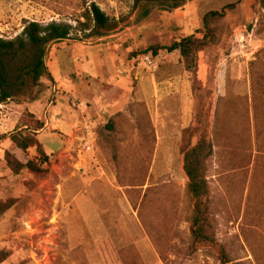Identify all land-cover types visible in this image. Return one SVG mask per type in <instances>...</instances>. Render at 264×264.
Returning a JSON list of instances; mask_svg holds the SVG:
<instances>
[{
  "label": "rangeland",
  "instance_id": "obj_1",
  "mask_svg": "<svg viewBox=\"0 0 264 264\" xmlns=\"http://www.w3.org/2000/svg\"><path fill=\"white\" fill-rule=\"evenodd\" d=\"M91 4L109 18L105 29L81 26ZM222 11L194 62L179 52L133 57L202 39L204 17ZM26 22L66 24L73 33L47 47L49 76L37 86L15 82L34 47L3 61L11 98L0 104V135L41 115L48 174L14 177L0 154L8 171L0 203L15 201L0 217V253L8 255L0 264H222V252L228 264H264V0H0V39L14 40ZM105 54L116 71L102 84L93 58ZM68 58L82 72L65 97L56 85ZM116 72L134 90L141 79L149 106L130 103L112 119L114 133L100 135L110 119L100 122L93 98L100 85L111 100L120 96L110 90ZM56 106L68 129L46 114ZM200 140L212 149L207 242L193 237L183 172V153Z\"/></svg>",
  "mask_w": 264,
  "mask_h": 264
},
{
  "label": "trees",
  "instance_id": "obj_2",
  "mask_svg": "<svg viewBox=\"0 0 264 264\" xmlns=\"http://www.w3.org/2000/svg\"><path fill=\"white\" fill-rule=\"evenodd\" d=\"M165 2L167 3L169 0H165ZM224 16L225 12L222 11L211 12L204 17L203 28L206 31V35L202 39L188 37L179 42H174L168 47H148L146 50L136 53L133 57L136 58L138 56L147 55L156 57L161 51L167 53L179 52L180 57L184 61H190L192 63L196 60L198 53L211 44L208 42V37L211 34L209 20L216 18L222 19ZM109 22V18L105 16L96 5L91 4L85 23L81 26L85 28V31L89 30V27H87L89 23L92 24L93 28L105 29ZM72 33V27L66 24L51 22L47 25H43L36 22H26L22 28L21 34L14 40L8 41L0 39V104H3L11 98L5 90L8 87L3 63L5 58L12 56L18 51L25 50L28 46L38 50L36 57L27 68L25 67L18 70V76L15 79L16 85L19 84V86L23 85L25 78H29L31 83L37 86L43 77L49 76V71L45 63L47 47L53 44L70 41ZM114 117L110 119L108 125L99 129L100 135H112L114 133L112 120ZM29 119L31 122L30 127H24V130H19L11 134L7 138L10 141V147L1 152L7 169L14 177L20 176L24 171L40 176H46L48 174V170L45 168L48 165V157L43 152L37 140L39 132L44 127L43 121L42 119H36L32 115ZM5 139L6 137H3L0 139V142ZM29 150H35L37 156L31 158L29 156ZM211 153V146L205 140H200L193 148L183 153V172L187 180V192L194 203L195 217L193 219L194 231L192 234L194 239L198 242H207L209 240L205 235V227L207 224L206 204L208 196L205 163L211 156ZM14 203V200L0 203V217L8 211ZM221 255L223 257L222 264H228L224 259L225 255L223 252ZM7 256L8 255L5 253H0V263L3 262Z\"/></svg>",
  "mask_w": 264,
  "mask_h": 264
},
{
  "label": "crops",
  "instance_id": "obj_3",
  "mask_svg": "<svg viewBox=\"0 0 264 264\" xmlns=\"http://www.w3.org/2000/svg\"><path fill=\"white\" fill-rule=\"evenodd\" d=\"M68 42V41H66ZM104 59L101 57V55H98L97 57L93 58V60L98 65V71L96 78L102 82V84L109 83L108 79L112 78V70L116 71V69H112V67L115 68V65H108L109 57L107 54H105ZM111 56V60H114V63L117 62L118 57L117 56ZM65 63H67V67L65 68V71L63 72L62 79L63 81L66 79L68 80V83H63V81H59L56 85V91L60 93L61 96H67L69 93H73V90L75 89V83L76 79L74 78V75L80 74L82 71L79 64L74 60V58L65 60ZM73 63V64H72ZM75 65V67H74ZM76 68V69H75ZM82 70H87L86 68H82ZM72 74V75H71ZM69 75V76H67ZM140 76V74L138 73ZM66 78V79H65ZM113 83L111 84L112 88L110 90H114L118 92L120 96L116 100H111L110 94H107L104 92L103 85L101 86V91H98L93 98V106L98 113L100 117V122H103L105 119H111L112 117L121 114L126 113L129 104L132 102L136 103H144L146 107L149 106V103L145 99L146 96L144 94L142 85H141V79L140 84L138 85V89L128 88L127 86L124 87V84L126 83V77L123 75H119L117 72L115 73L114 79H112ZM57 106L54 108H50L47 110L46 114H50V118L53 119L57 123V127L61 129H68L69 125L67 122H65V118L62 116L63 111H56ZM54 114V117H53ZM58 114V115H57ZM37 119H42L41 115H38V113L35 114ZM43 120V119H42ZM50 121V120H49ZM97 122H90L89 125H95ZM49 126V122H46V127ZM39 135V134H38ZM5 136L6 139L0 142V154L2 151H5L10 147V141L7 139L10 135H0ZM1 166V164H0ZM6 170L1 169L0 167V177L7 175Z\"/></svg>",
  "mask_w": 264,
  "mask_h": 264
},
{
  "label": "built area",
  "instance_id": "obj_4",
  "mask_svg": "<svg viewBox=\"0 0 264 264\" xmlns=\"http://www.w3.org/2000/svg\"><path fill=\"white\" fill-rule=\"evenodd\" d=\"M88 150H89V148H88Z\"/></svg>",
  "mask_w": 264,
  "mask_h": 264
}]
</instances>
